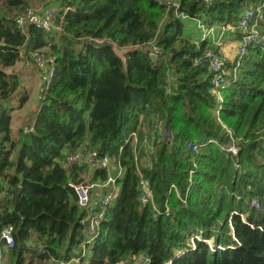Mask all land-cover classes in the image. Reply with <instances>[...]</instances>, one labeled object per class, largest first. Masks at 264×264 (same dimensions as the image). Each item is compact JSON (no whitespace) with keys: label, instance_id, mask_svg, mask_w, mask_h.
I'll return each instance as SVG.
<instances>
[{"label":"trees","instance_id":"trees-1","mask_svg":"<svg viewBox=\"0 0 264 264\" xmlns=\"http://www.w3.org/2000/svg\"><path fill=\"white\" fill-rule=\"evenodd\" d=\"M53 1L0 0V193L6 195L0 234L13 227L15 240L13 249L0 241V258L59 264L82 252L87 212L72 185L112 178L119 193L99 236L86 245L85 264H141L145 257L150 264H264V49H249L219 97L210 62L202 59L219 49L187 29L189 21L231 27L241 43L240 20L264 0ZM46 2L58 8L62 33L16 27L18 15ZM254 25L264 39V17ZM90 40L134 51L125 66L111 48L92 47ZM238 53L224 68L234 70ZM36 54L54 68L47 85L50 70H39ZM28 61L44 83L35 108L25 112L30 121L16 126L7 105L22 106L27 96L21 98L25 87L12 70ZM135 131L137 140L127 142ZM83 147L98 160L108 157L115 169L89 162L64 167ZM141 181L160 214L139 201Z\"/></svg>","mask_w":264,"mask_h":264},{"label":"built area","instance_id":"built-area-1","mask_svg":"<svg viewBox=\"0 0 264 264\" xmlns=\"http://www.w3.org/2000/svg\"><path fill=\"white\" fill-rule=\"evenodd\" d=\"M58 1L60 2L63 0H55L53 1V3ZM49 4L50 5H47L46 7L38 6L36 5V3L32 6H29L25 11H23L20 15L17 16L15 20L16 27L18 29L26 31L28 26L34 25L38 29L45 31L46 33H52V34L62 33V29L59 26H57L55 23V19L57 17L56 13L59 10L57 7L52 6L51 3ZM64 10L65 12H67L68 10H70V8H65ZM263 17H264V6H259L254 10H249L248 13L240 20L238 30L241 31L242 33L241 32L240 33L243 35L238 53L240 59H238L237 62H239V64L235 66L233 71L224 68L225 60L223 61L220 55H215L211 51L207 52L205 56L202 58L204 59L203 61L208 60L210 62L211 85L213 87L214 93L217 94L219 97H221L220 92H217V90L221 91L231 83V75L233 76L235 75L236 70L241 63V59L247 55L249 49L250 48L264 49V39L257 34L256 32L257 29L255 28L254 25V22H257ZM228 29L235 31V29L231 27H229ZM20 56L24 58V54H22L21 52H20ZM33 60L36 63L39 70L41 71L50 70V73L48 75L50 80L46 82V85L49 84L54 75V68L45 65L44 56L36 54L33 57ZM195 61L196 63L198 62L200 64L199 58H196ZM159 126H161V122L159 123ZM169 135L170 133L166 131L165 134L163 135V139L166 140L169 137ZM137 138H138L137 132L136 131L132 132L127 137V142H129L131 139L136 141ZM156 138H155V134L152 133L147 139V141H150V143L147 145L148 151L150 153L154 151L155 148L154 142ZM191 149L193 152H198L200 149V145L194 144L191 146ZM226 150H228L229 152L236 153V149L234 147L229 146L228 149ZM146 160H147V165L151 167L152 165H151L150 157H146ZM86 162L95 164L97 167H102L106 169L111 167L115 169L116 167V165L112 163L108 157H103V159L98 160V153L89 150L86 147L79 148L76 150L74 154L70 155L66 159V163L64 164V167H68L69 165H75V164L81 165ZM115 182L116 179L110 178L105 185H98L89 182L72 185V188L75 190L78 196V205L80 206L81 210L87 212V217L83 221V224L85 221L89 222V228L87 229L89 238L86 245L93 244L96 238L99 236L100 227L103 221H105L106 219L107 212L112 207V203L114 202V200L117 198L118 189ZM96 187L99 189L98 192L95 191ZM139 189L141 192L139 201L145 205L152 204L153 209L157 213V215L160 214L159 210L154 204V195L151 189L149 188L147 182L141 181ZM174 189L175 188L172 187L171 190ZM96 193H99L98 196L96 195L98 198L94 197ZM176 193L177 196L180 197V194L177 190ZM5 199H6L5 193H0V202L4 201ZM256 207L259 208V205L257 203H256ZM164 214L167 217H169L170 209L167 208L164 211ZM13 230H14L13 227H8L4 229L0 234V241L5 242L8 249H13L15 247ZM86 245L83 246L82 252L77 253V255L73 256L69 261L59 262V264H85V262L83 261L84 258H86L88 255L87 254L88 250L86 248ZM140 261H145V263L148 264L150 260L145 257ZM0 264H4V258H2V256L0 258ZM124 264H133V263L126 262Z\"/></svg>","mask_w":264,"mask_h":264},{"label":"rangeland","instance_id":"rangeland-1","mask_svg":"<svg viewBox=\"0 0 264 264\" xmlns=\"http://www.w3.org/2000/svg\"><path fill=\"white\" fill-rule=\"evenodd\" d=\"M187 26H188L187 29L189 31L199 30V36L200 35L202 37L205 36L206 39H208L209 41H213V43L215 44L214 47L219 49L218 54L222 57L223 61L224 60L225 62L228 60L232 61V57L234 56V54L237 55L239 51L240 40L238 39L235 31H232L231 29H225L223 26L209 27L208 25H205V26L198 25V23L195 21L187 22ZM196 36L194 37L196 38ZM197 40L198 39H195V41ZM235 45H236V50L234 49ZM231 52H233V54ZM23 54L26 55L25 52H23ZM22 66H23L22 63L17 64V66L12 70V73L20 74L19 81L22 82V85H24L25 90L27 89L29 93V96L27 97V100L25 102H28V101L29 102L26 104V107H24L23 105L25 102L21 106L20 102H17V101L11 102L7 105L9 109H12V112H11L12 122L16 124V126L18 123L21 124V123H24L25 121V124H26L28 121H30V120L26 121V119H30V116L27 113H25V110H27L28 113L33 111V109L36 106V101L38 100L37 98L38 92L42 87V83H44V79L41 77V74L36 70V65L34 62L28 61V64L25 65L24 69ZM14 109H15V112H14ZM8 111L10 112V110ZM20 127H24V125L16 127L15 128L16 133L18 132V128ZM223 148H225L226 150L228 147L227 145H224ZM253 206L257 208L256 202H253ZM243 218L245 219L246 216H243ZM198 239L201 240L202 237L198 236ZM209 245L211 247L216 246V244L214 243V240H210Z\"/></svg>","mask_w":264,"mask_h":264},{"label":"water","instance_id":"water-1","mask_svg":"<svg viewBox=\"0 0 264 264\" xmlns=\"http://www.w3.org/2000/svg\"><path fill=\"white\" fill-rule=\"evenodd\" d=\"M89 44L95 48H104V47L111 48L114 51L115 55L123 61L125 66H126V55L134 51V49L131 48L120 49L116 44L112 43L111 41L90 40ZM95 189H96L95 191L97 192L99 191L97 187ZM20 193H21V188H17L16 190H13L11 192L13 202L17 201ZM83 225L85 229L89 228L88 221H85Z\"/></svg>","mask_w":264,"mask_h":264},{"label":"crops","instance_id":"crops-1","mask_svg":"<svg viewBox=\"0 0 264 264\" xmlns=\"http://www.w3.org/2000/svg\"><path fill=\"white\" fill-rule=\"evenodd\" d=\"M49 3H51V2H48V3H47V2H46V3H38V4L36 3V5H38V6H42V7H46L47 5H50ZM207 40H208V39H207ZM208 41H209V40H208ZM212 42H213V41H209V43H212ZM239 44H240V43H239ZM234 49L236 50V45L234 46ZM20 52L23 54V50H21ZM231 53L233 54V52H231ZM235 57H236V54H234V56L232 57V62H233V60H234ZM22 64H23L22 67H23V69H24V68H25V65H27L28 62H25V63H22ZM36 70H38L37 67H36ZM22 72H23V70H22ZM22 72H21V73H22ZM41 77H42V76H41ZM21 83H22V82H21ZM39 91H40V90H39ZM20 92H21V95H20L21 98H22V95H23V96H27V97L29 96V93H28L27 89H26L25 92H24V90H23V86H22V88H20ZM37 98H38V96H37ZM28 102H29V101H28ZM28 102H25V103H24V107H26V104H27ZM36 104H37V102H36ZM24 107H23V108H24ZM25 112H28V111L25 110ZM27 120H29V119H26V121H27ZM26 127H27V126H26ZM96 195L98 196L99 193H96L95 196H94L95 198H98ZM79 208H80V206H79ZM80 209H81V208H80ZM6 254H9L8 258L11 256V253L8 252V250H7ZM4 264H11V261L9 262V259L7 260V257H6L5 260H4ZM46 264H57V263H55V262H47Z\"/></svg>","mask_w":264,"mask_h":264},{"label":"clouds","instance_id":"clouds-1","mask_svg":"<svg viewBox=\"0 0 264 264\" xmlns=\"http://www.w3.org/2000/svg\"><path fill=\"white\" fill-rule=\"evenodd\" d=\"M209 244V243H208ZM195 249V248H194ZM183 253H178L177 254V258H179L181 255H182ZM150 260V259H149ZM142 262V261H141ZM147 264V263H145V261L144 262H142L141 264ZM151 263V261H149V263L148 264H150Z\"/></svg>","mask_w":264,"mask_h":264}]
</instances>
